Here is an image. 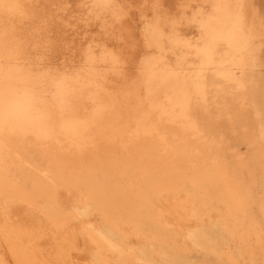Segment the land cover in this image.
<instances>
[{"label":"bare ground","instance_id":"bare-ground-1","mask_svg":"<svg viewBox=\"0 0 264 264\" xmlns=\"http://www.w3.org/2000/svg\"><path fill=\"white\" fill-rule=\"evenodd\" d=\"M0 264H264V0H0Z\"/></svg>","mask_w":264,"mask_h":264}]
</instances>
